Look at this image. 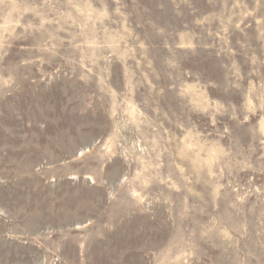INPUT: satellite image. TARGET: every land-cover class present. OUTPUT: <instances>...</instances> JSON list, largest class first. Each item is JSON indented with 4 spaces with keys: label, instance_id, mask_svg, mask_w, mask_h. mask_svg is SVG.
Segmentation results:
<instances>
[{
    "label": "rangeland",
    "instance_id": "1",
    "mask_svg": "<svg viewBox=\"0 0 264 264\" xmlns=\"http://www.w3.org/2000/svg\"><path fill=\"white\" fill-rule=\"evenodd\" d=\"M0 264H264V0H0Z\"/></svg>",
    "mask_w": 264,
    "mask_h": 264
}]
</instances>
